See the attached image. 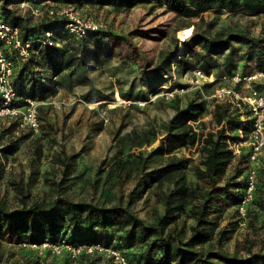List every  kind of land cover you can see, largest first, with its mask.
Returning a JSON list of instances; mask_svg holds the SVG:
<instances>
[{"label": "trees", "instance_id": "1", "mask_svg": "<svg viewBox=\"0 0 264 264\" xmlns=\"http://www.w3.org/2000/svg\"><path fill=\"white\" fill-rule=\"evenodd\" d=\"M22 1L39 0H0V17L18 26L24 41L31 40L28 60L22 61L14 52H7L14 61L12 85L16 99L12 106L23 108L28 99L38 101L42 134L58 131L51 118L54 106L43 101L57 95L61 89L73 90L77 85L87 84L90 89L83 96L86 100L108 99L110 96L94 85V71L107 69L106 65L111 64L115 75L129 65L135 75L126 88L125 82L118 79V83L123 84L119 93L122 98L132 100L131 105L109 108L110 112L121 116L116 122L111 119L115 126L111 131L112 140L116 144L111 147V154L101 159L97 169L106 168L107 176L112 179L111 185L103 189V198L76 199L60 188L69 179L74 161L89 154L94 149L95 137L105 130V118L88 119L81 150L68 153L61 148L58 152L62 173L56 194L49 198L34 196L20 180H10L16 189L17 202L11 204L0 192V256L5 241L19 245L49 241L101 243L120 250L135 264H264L262 240L246 235L232 251L224 248L238 229L239 220L224 225L214 240L222 212L234 207L232 215L238 216V205L247 186L245 164L249 161V148L242 147L236 154L230 143L240 141V131L244 139L249 136L250 110L228 102H208L200 89L174 93L172 97L158 95L162 86L176 74L196 68L206 74L213 72L216 77L204 84L206 93L215 88L223 75L264 71V23L258 34L238 26L214 32L195 31L182 47L176 40L173 48L163 50L153 65L134 66L127 60L118 63L115 59L117 47L128 40L126 36L106 27L75 37L66 29V18L25 14L19 7ZM54 1L83 7L111 6L117 12L136 6L164 8L183 18H202L206 11L216 15L224 12L248 16L264 14V0ZM0 48L7 50L2 41ZM185 86L187 84L176 80L165 89ZM154 94L157 96L152 100ZM139 102H144V107ZM151 108L165 111L166 118L147 115L140 127L132 126L124 132L138 113ZM70 109L64 125L75 105ZM98 110H93L97 116ZM205 115H210L211 127L202 120ZM11 118L7 128L0 131V181L6 173V161L19 150L20 141L25 137L19 132H34L32 128L20 126L19 115ZM6 136L11 138L4 143ZM158 139L159 144L153 146ZM147 146L152 148L147 150ZM184 148L197 149L198 159L177 153ZM35 154L36 158L41 156L40 148H36ZM190 170L193 178L189 177ZM124 183L131 185L126 192ZM152 195L159 199L161 211L148 219L139 214L135 205L140 201L147 204ZM246 216L250 218V226H256L261 218L264 221V168L257 173L256 190ZM67 255L66 260L70 261L93 256L82 253L72 258Z\"/></svg>", "mask_w": 264, "mask_h": 264}, {"label": "rangeland", "instance_id": "2", "mask_svg": "<svg viewBox=\"0 0 264 264\" xmlns=\"http://www.w3.org/2000/svg\"><path fill=\"white\" fill-rule=\"evenodd\" d=\"M89 14L103 21L107 28L115 30L116 33L126 36L128 40L117 47L116 62L120 63L122 59L127 60L129 64L134 66L153 65L161 52L174 47L178 40L179 47H182L195 31L208 30L214 32L222 28L238 26L249 30L253 34H258L262 24L264 23V14L260 16H248L242 13L232 14L224 12L216 15L213 11H206L202 18H183L176 15L173 11L164 8L149 9L145 6H136L130 10L117 12L111 6L102 8L84 6ZM21 12L31 14L29 8H21ZM34 16V15H33ZM36 17V16H34ZM190 30L184 38L181 34ZM139 32V33H138ZM185 39V40H184ZM131 42V43H129ZM116 63V64H118ZM107 69L96 70L92 73L94 85L108 94L113 99H101L97 101H88L83 96L90 86L87 84L77 85L73 90L61 89L57 95L49 100L43 101L45 104H52L54 107L51 112V118L55 123L56 133H46L45 135L39 131H21V136L25 135L20 141L19 150L6 161V173L2 181H0V192L12 204L17 202V193L14 185L10 180H20L22 184L30 190V192L40 198H49L57 193L59 183L61 182V166L57 161L58 152L64 148L68 153L78 152L81 150L87 134L86 122L88 119L101 120L105 118V130L97 135L94 139V149L89 153L82 155L73 163V170L67 181L60 185V188L70 196L78 198H88L101 200L103 198V189L105 185H111L112 179L107 176L106 168L97 171L101 159L106 154H111V147L116 144L112 140L111 131L114 129V123L121 116L120 113L110 112L109 108L119 106H129L122 102V96L119 93L118 79L125 82V88L134 78L135 73L128 69L113 75L110 65H106ZM192 72L179 73L163 85L164 87L158 95H162L167 89L170 82L178 81L181 84H187L184 94L188 90L193 89L191 85ZM219 84V83H218ZM181 88V87H178ZM156 94L152 95V100L156 98ZM56 100L61 105L53 103ZM75 105V110L71 117L63 124L66 114L71 110V106ZM144 107V104H141ZM98 110V116L93 110ZM159 116L166 118L167 113L163 110L151 108L148 112H140L133 119V123L125 129L124 132L131 129L132 126L140 127L144 124L146 116ZM202 120L206 121L211 127L210 115H205ZM12 121L9 115H0V131ZM18 134V133H17ZM28 134V135H27ZM17 137L19 135H16ZM11 136H6L3 142L10 140ZM158 139L153 146L158 145ZM248 148L247 146H243ZM36 148L42 151L41 156L35 157ZM147 146V150H150ZM181 156L198 159V151L195 148H184L177 152ZM246 181L248 171L255 164L250 160L246 162ZM192 171H189V177L193 178ZM107 187V186H106ZM105 187V188H106ZM114 187V186H113ZM130 184L123 185V190L128 191ZM113 191L115 189H112ZM139 214L150 219L158 211H161V203L156 195H152L147 204L143 201L137 202L135 205ZM234 207H227L222 212V217L218 219L219 227L214 231V240L218 236L221 228L230 221L239 220L238 229L232 234V238L224 244V248L232 251L238 243L244 241L245 236H251L256 240L264 242V221L263 218L250 226V218L248 216L233 217L232 211ZM191 223V220L188 221ZM30 250V251H29ZM41 258H36L37 256ZM89 258L83 257L76 260H66L67 252L60 255L53 254L51 251L39 253L36 250L21 246L16 243L5 241L3 252L0 256V264H107L108 262L116 264L114 260L103 252L93 253ZM38 259V262H34Z\"/></svg>", "mask_w": 264, "mask_h": 264}, {"label": "built area", "instance_id": "3", "mask_svg": "<svg viewBox=\"0 0 264 264\" xmlns=\"http://www.w3.org/2000/svg\"><path fill=\"white\" fill-rule=\"evenodd\" d=\"M19 7L29 8L30 12L36 17L47 14L51 17L66 18V29L75 37L85 35L88 30L106 28L105 23L89 14L85 7L71 3H61L54 0L22 1ZM49 34L50 32L47 33V35ZM0 41L7 49L0 48V115H19L21 127H29L37 132L40 130V121L37 114L39 102L28 99V104L23 108L12 106L13 100L16 99V92L12 85L14 61L8 55V53L14 52L22 61L28 60L31 57V40L24 41L21 37L20 28L9 24L3 17H0ZM215 79L213 72L206 74L201 68H196L192 71L190 82L193 89H200L203 92L208 102L214 100L216 102H228L240 107H248L250 118L252 119V130L249 136L244 139L240 131V141L230 143V148L236 154L241 152L243 146H247L249 148V160L255 164L248 171L247 186L238 205L240 215L245 217L248 205L252 201L256 190L257 173L264 168V71L254 70L245 74L238 71L230 76L223 75L218 81L219 84L212 91L204 92V84ZM256 84L263 87H257ZM184 91V87H175L172 90H166L162 95L172 97L174 93H182ZM53 101L58 106L61 105V102ZM122 102L130 106L132 100L122 98ZM139 103L144 104V102ZM20 245L36 250L39 253H44V251L48 250L53 254L60 255L63 252H67L72 258H76L82 253L103 252L110 256L116 264H135L120 250L106 247L101 243L72 244L44 241L40 244L23 242Z\"/></svg>", "mask_w": 264, "mask_h": 264}, {"label": "bare ground", "instance_id": "4", "mask_svg": "<svg viewBox=\"0 0 264 264\" xmlns=\"http://www.w3.org/2000/svg\"><path fill=\"white\" fill-rule=\"evenodd\" d=\"M189 32H190V30L188 29V30L184 31V32L181 34V36L184 38L187 34H189ZM184 40H185V39H184Z\"/></svg>", "mask_w": 264, "mask_h": 264}]
</instances>
